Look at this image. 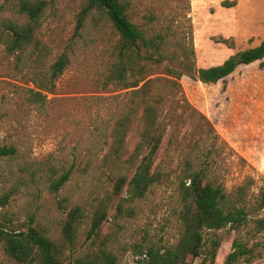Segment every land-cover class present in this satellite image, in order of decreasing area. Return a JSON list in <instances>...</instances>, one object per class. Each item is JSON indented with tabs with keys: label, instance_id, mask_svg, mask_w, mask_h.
<instances>
[{
	"label": "rangeland",
	"instance_id": "rangeland-1",
	"mask_svg": "<svg viewBox=\"0 0 264 264\" xmlns=\"http://www.w3.org/2000/svg\"><path fill=\"white\" fill-rule=\"evenodd\" d=\"M18 1L0 0L5 4L0 18L22 22ZM47 1L38 33L49 49L47 64L63 52L69 64L53 91L43 92L44 103L27 98L28 88L38 89L31 78L35 67L26 61L16 67V56L5 50L0 39V146L16 148L15 155L0 157V195L15 190L0 206L2 225L41 229L62 246L63 264H74L76 258L99 248L115 255L116 264H128L135 261L137 246H171L180 238L179 184L187 161L230 190L246 177L253 178L250 201L254 203L264 184V59L238 66L215 83L184 76L181 88L175 90L161 74L165 80L159 120L165 132L154 168L163 179L145 197L125 201L126 188L116 194L114 183L121 174L131 176L137 163L112 170L102 162L110 151L116 120L132 104L131 88L104 82L118 32L105 16L92 11L80 34L74 35L77 14L86 0ZM124 1L129 3L130 19L140 28L173 24L188 41L192 37L196 67L221 64L264 41V0H229L234 2L230 7L222 5L224 0ZM135 129L126 136L123 159L136 147ZM65 172L68 180L52 191L51 182ZM75 205L85 215L74 240L64 242L63 222ZM103 205L107 216L99 235L90 237L93 214ZM253 217H264V209ZM254 224L216 231L221 244L214 264L224 263L234 239L249 247L257 244L255 251L260 252L250 262L238 264H264V229L257 230ZM0 264H21L6 253L2 242Z\"/></svg>",
	"mask_w": 264,
	"mask_h": 264
},
{
	"label": "trees",
	"instance_id": "trees-1",
	"mask_svg": "<svg viewBox=\"0 0 264 264\" xmlns=\"http://www.w3.org/2000/svg\"><path fill=\"white\" fill-rule=\"evenodd\" d=\"M50 1L54 3L55 0ZM48 3L47 0H19L17 11L23 18L22 22L0 18V39L5 44V50L16 56L15 66L26 61L35 67L31 78L38 89L28 88L27 98L37 103H44L46 95L43 92L53 91L55 81L69 64L65 52L47 64L49 49L38 33ZM233 4L229 0L222 2L227 7ZM128 7L129 3L124 0H86L77 14L74 35L80 34L92 11L105 16L118 32L119 39L104 82L105 85L113 84L121 89L131 88L129 98L132 104L116 120L112 128L110 151L102 162L112 170L125 169L124 163H137L131 176L121 174L114 183L116 194H121L126 188L124 200L134 201L145 197L152 185L163 179V173L154 168V159L165 132L159 120L160 106L164 101V83H161L164 77L161 74L167 76L169 87L173 90L181 88L179 82L184 76L203 83H215L230 75L238 66L263 62L264 41L234 53L221 64L196 67L192 37L188 41L173 24L158 29L140 28L130 19ZM4 8L5 4H0V11ZM218 41L227 43L228 39ZM133 126L137 130L138 141L133 153L123 159L126 136ZM15 154L14 146H0V157ZM68 175L65 172L53 180L51 190L58 191L68 180ZM253 183V178L246 177L241 185L230 190L224 183L210 177L205 169H197L194 163L187 161L179 184L182 203L179 213L180 238L171 246H137L136 259L128 264H196V259H199L198 264H214L221 244L216 231L225 227L240 229L250 221H254L257 230L264 229V217H253V213L264 209V184L254 203H251ZM14 191L0 195V206L9 202ZM119 206L122 209V203ZM84 215L80 205L68 211L63 222L64 242L74 240ZM106 216L105 205L95 211L88 231L90 237L99 235ZM210 232L213 237H206ZM0 242L6 253L18 263L63 264L60 259L62 246L37 227L29 225L25 230L10 229L0 223ZM255 245L249 247L246 242L234 239L223 264L250 262L260 256V252L255 251ZM117 260L106 248H99L90 256L76 258L74 264H116Z\"/></svg>",
	"mask_w": 264,
	"mask_h": 264
}]
</instances>
